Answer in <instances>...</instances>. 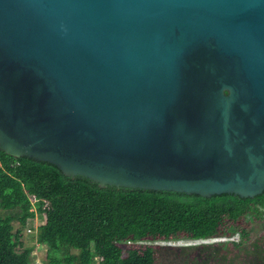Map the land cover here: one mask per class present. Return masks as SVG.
I'll use <instances>...</instances> for the list:
<instances>
[{
  "label": "water",
  "instance_id": "95a60500",
  "mask_svg": "<svg viewBox=\"0 0 264 264\" xmlns=\"http://www.w3.org/2000/svg\"><path fill=\"white\" fill-rule=\"evenodd\" d=\"M0 149L101 187L264 192V0H0Z\"/></svg>",
  "mask_w": 264,
  "mask_h": 264
},
{
  "label": "trees",
  "instance_id": "16d2710c",
  "mask_svg": "<svg viewBox=\"0 0 264 264\" xmlns=\"http://www.w3.org/2000/svg\"><path fill=\"white\" fill-rule=\"evenodd\" d=\"M36 215L43 218L36 239L47 246L40 254L45 264H159L160 250L168 246L155 242L216 238H228L226 247L236 252L228 263L245 259L244 247H256L252 228L264 223V192L206 197L101 187L88 177L66 175L54 163L0 149V264H35L34 247L24 244L22 231ZM258 238L264 239V231ZM224 253L216 264H226Z\"/></svg>",
  "mask_w": 264,
  "mask_h": 264
},
{
  "label": "rangeland",
  "instance_id": "374dc122",
  "mask_svg": "<svg viewBox=\"0 0 264 264\" xmlns=\"http://www.w3.org/2000/svg\"><path fill=\"white\" fill-rule=\"evenodd\" d=\"M43 223V218L39 215H36L34 218H28L26 225L22 231V240L25 245L33 246V256L35 264H45L42 262L40 258V254L45 252L47 246L45 244H40L37 242V228L39 225ZM15 229L20 227V223L18 221L14 222ZM264 231V223H254L252 228L253 236L255 239V248L248 252L247 248H243L242 253L245 254V259H238V261H229L227 263L228 258L234 257L236 252L232 251L231 245H227L225 242L228 238H216V239H199V240H181V241H173V242H162L158 241L155 243L163 244L164 246L160 250V262L159 264H216V260L218 259V255L220 252L225 251L224 262L226 264H264V239L258 238L259 234ZM232 239L238 240V235L233 236ZM222 244L220 247L215 244L213 246H207L208 244L219 243ZM195 247H188L194 246ZM171 246V247H170ZM174 246V247H173ZM180 246L184 247L181 248ZM187 246V247H186ZM183 249V251H181ZM76 252L77 250H72ZM181 251V255H180ZM247 254V255H246ZM189 255L197 256V261H188ZM170 258V259H168ZM167 259V260H166ZM166 260V263L163 261ZM98 260H96V263ZM63 264H67L64 262Z\"/></svg>",
  "mask_w": 264,
  "mask_h": 264
}]
</instances>
